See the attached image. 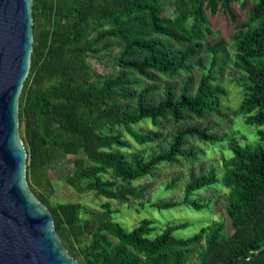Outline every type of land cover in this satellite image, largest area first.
Wrapping results in <instances>:
<instances>
[{"label": "trees", "instance_id": "16d2710c", "mask_svg": "<svg viewBox=\"0 0 264 264\" xmlns=\"http://www.w3.org/2000/svg\"><path fill=\"white\" fill-rule=\"evenodd\" d=\"M212 17L225 18L229 38L213 29ZM33 18L19 105L27 179L71 255L80 264H184L195 252L199 264H264V0H33ZM228 48L233 57L221 59ZM226 59L244 92L233 114L256 127L254 142L218 136L203 122L222 113L226 89L216 72ZM95 62L111 69L98 72ZM148 120L153 128L142 125ZM189 138L228 139L223 174L215 166L191 172L183 200L151 205L211 209L217 194L206 201L195 195L219 184L226 188L220 219L187 237L175 234L187 221L158 232L146 217L126 229L113 200L145 206L150 186L137 181L196 158L200 149L188 147ZM70 154L74 171L64 181L105 198L99 206L51 199L52 165Z\"/></svg>", "mask_w": 264, "mask_h": 264}, {"label": "water", "instance_id": "95a60500", "mask_svg": "<svg viewBox=\"0 0 264 264\" xmlns=\"http://www.w3.org/2000/svg\"><path fill=\"white\" fill-rule=\"evenodd\" d=\"M33 0H0V264H80L27 179L20 94L34 42Z\"/></svg>", "mask_w": 264, "mask_h": 264}, {"label": "rangeland", "instance_id": "374dc122", "mask_svg": "<svg viewBox=\"0 0 264 264\" xmlns=\"http://www.w3.org/2000/svg\"><path fill=\"white\" fill-rule=\"evenodd\" d=\"M213 29L218 30L221 28L222 35L229 38L231 27L226 24L224 17H212ZM234 50L228 48L227 53L222 55L221 59L233 57ZM95 68L98 72H105L111 69V63L104 64L95 62ZM201 69L194 67L190 74L194 78H199ZM219 76V81L224 85L226 93L221 96V114H209L204 120V123H210L214 125L213 132L222 136L225 133L235 135L242 143L254 142L257 138L256 127L245 124L241 116L233 114V110L237 109L241 103L244 92L242 88L233 81L235 71L233 70L232 63L226 59L224 63V70H218L216 72ZM195 121V120H194ZM146 128H153L152 123L148 120L144 124ZM125 137L130 142H134L133 138L127 133ZM228 139L224 141H217L213 143H205L197 138L188 139V147L200 149V154L196 158L181 159L176 164H164L159 168L155 176H147L137 181L138 184L149 185V189L146 191L142 201L148 202L145 206H140V202L137 199H128L126 201L113 200V206L120 211L116 214V220L123 224V226L131 230L139 224L143 218H152L156 221L157 231L160 232L167 225V223H180L187 221L189 225L185 228L179 229L175 234L179 237H187L198 232L202 226L208 224L211 220H218L221 214L224 212L225 187L217 184L214 187L207 188L198 192L195 195L196 199L208 200L215 194L218 195V201L212 205L211 209L204 208L197 210L187 205H180L173 208L159 209L153 207L151 203L153 201H178L184 199V187L186 182L190 178L191 172H199L201 170L208 171L212 166L217 167L219 174H223V158L222 152L226 154L229 152L227 148ZM75 155H68L65 159L52 165V177L55 184V193L51 199L57 202H74L80 201L87 206H99L105 198L98 197L95 193H78L71 186H69L64 178L69 176L74 171V159ZM180 176L176 184L168 189L170 181ZM140 207V210L137 208ZM184 264H199V260L195 252L190 253Z\"/></svg>", "mask_w": 264, "mask_h": 264}]
</instances>
